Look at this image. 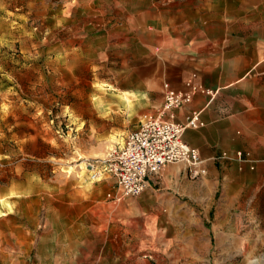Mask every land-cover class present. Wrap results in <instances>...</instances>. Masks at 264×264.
I'll list each match as a JSON object with an SVG mask.
<instances>
[{"label":"rangeland","instance_id":"rangeland-1","mask_svg":"<svg viewBox=\"0 0 264 264\" xmlns=\"http://www.w3.org/2000/svg\"><path fill=\"white\" fill-rule=\"evenodd\" d=\"M145 4L0 0V264H264V196L187 175L114 202L89 177L140 118L117 124L106 92L138 63L124 22Z\"/></svg>","mask_w":264,"mask_h":264},{"label":"crops","instance_id":"crops-1","mask_svg":"<svg viewBox=\"0 0 264 264\" xmlns=\"http://www.w3.org/2000/svg\"><path fill=\"white\" fill-rule=\"evenodd\" d=\"M124 28L128 47L137 43L139 52L138 63L123 72L124 85L107 83L106 107L116 123L160 105L164 82L184 89L195 74V83L217 91L212 97L196 92L174 111L173 120L183 122L200 110L203 126L184 130L182 139L199 151L212 187L231 190L226 196L238 206L258 205L264 196V0H146L137 15L128 12ZM236 151L248 152V160H238ZM187 175L184 164H166L147 187H168Z\"/></svg>","mask_w":264,"mask_h":264},{"label":"built area","instance_id":"built-area-1","mask_svg":"<svg viewBox=\"0 0 264 264\" xmlns=\"http://www.w3.org/2000/svg\"><path fill=\"white\" fill-rule=\"evenodd\" d=\"M192 74L184 81V89L173 88L168 82L162 84V103L152 111L141 114L137 126L129 131L120 144L111 147L104 158L89 163V177L93 181L104 175L114 178L116 191L106 196L119 202L126 196H138L148 186V178L158 174L166 164L182 163L187 174L196 178L206 174L197 148L182 139L188 128L203 126L200 110L190 112L183 122H175L174 111L190 102L196 92L211 97L217 90L195 83ZM227 156L226 152L222 153ZM249 153L236 151L238 160L247 161Z\"/></svg>","mask_w":264,"mask_h":264}]
</instances>
